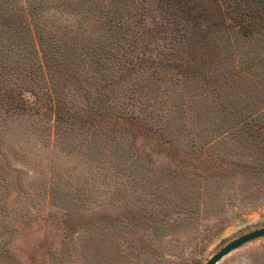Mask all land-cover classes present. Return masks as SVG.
<instances>
[{
    "label": "rangeland",
    "instance_id": "obj_1",
    "mask_svg": "<svg viewBox=\"0 0 264 264\" xmlns=\"http://www.w3.org/2000/svg\"><path fill=\"white\" fill-rule=\"evenodd\" d=\"M261 228L264 0H0V264H206Z\"/></svg>",
    "mask_w": 264,
    "mask_h": 264
},
{
    "label": "trees",
    "instance_id": "obj_2",
    "mask_svg": "<svg viewBox=\"0 0 264 264\" xmlns=\"http://www.w3.org/2000/svg\"><path fill=\"white\" fill-rule=\"evenodd\" d=\"M12 22H15V21H12ZM19 24H20V26L14 27L17 30V32L21 30V31L25 32V35L29 34V32H30L31 36H32V34L34 35V39L36 40L35 41L36 46L34 45L33 47H34L35 54L38 56V64H39V67L41 70V74L43 75V77H44V75L51 74L52 69H50V65H52V63L49 62L48 58L51 56L52 53H50L51 51L49 50V47L43 45L46 43L48 38L47 37L45 38L44 35H42V32L39 31V28H36L34 26H30L27 24L23 25V23L22 24L19 23ZM27 31H29V32L27 33ZM18 34L20 36H22L21 33H18ZM72 39H73V41H75V37H73ZM58 47H60V44L59 45L54 44V59L57 58L58 61L60 62L62 59H59V58H62V57L60 54H57V52H56ZM75 47L76 46H74V48ZM68 55H72V56H71V58H69V60L65 61L66 63L70 64L72 62V64H73L74 62H76L78 64L77 56L73 57V55H75V54L69 53ZM78 58H79V60L84 59V58L82 59L81 57H78ZM54 67L55 68L57 67L56 63H54ZM73 68L76 69V66H73Z\"/></svg>",
    "mask_w": 264,
    "mask_h": 264
},
{
    "label": "water",
    "instance_id": "obj_3",
    "mask_svg": "<svg viewBox=\"0 0 264 264\" xmlns=\"http://www.w3.org/2000/svg\"><path fill=\"white\" fill-rule=\"evenodd\" d=\"M261 237H264V228L243 235L223 247L206 264H218L224 257L228 256L231 252Z\"/></svg>",
    "mask_w": 264,
    "mask_h": 264
}]
</instances>
